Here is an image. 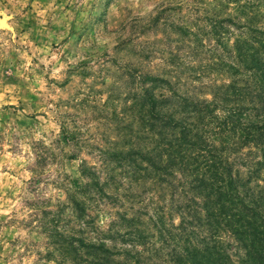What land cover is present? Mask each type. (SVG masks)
I'll return each mask as SVG.
<instances>
[{"label": "rangeland", "instance_id": "374dc122", "mask_svg": "<svg viewBox=\"0 0 264 264\" xmlns=\"http://www.w3.org/2000/svg\"><path fill=\"white\" fill-rule=\"evenodd\" d=\"M256 11L264 30V0H0V264H93L85 245L99 242L120 252L112 264H189L186 236L193 246L212 231L189 176L162 183L140 158L156 143L148 97H165L162 112L186 102L185 123L201 102L224 117L217 96L237 80L227 65L246 31L231 23ZM208 129L245 182L261 152L230 153L234 134ZM128 151L135 163L109 156ZM247 188L257 198L264 170ZM156 214L173 241L159 240ZM218 233L240 264L245 251Z\"/></svg>", "mask_w": 264, "mask_h": 264}, {"label": "trees", "instance_id": "16d2710c", "mask_svg": "<svg viewBox=\"0 0 264 264\" xmlns=\"http://www.w3.org/2000/svg\"><path fill=\"white\" fill-rule=\"evenodd\" d=\"M257 12L247 16L244 25L235 21L231 23L237 30L246 31L235 40L233 61L227 65L237 80L228 85L225 93L217 96L223 102L224 117L214 116L213 111L209 110L211 104L201 102L199 105L207 109L197 110L200 119L196 123H185L176 119L175 115L183 114L182 109L188 106L186 102L174 108V112H162L161 103L165 97L159 96L160 100L153 94L148 97L156 143L149 154H139L140 158L148 162L162 183L174 180L175 171L189 176L186 183L203 201V225L212 231L208 238L203 237L197 242L198 245L196 243L193 246L188 244L193 233L190 231L184 239V244L189 247H185L180 257L184 263L232 264L222 242L217 239L220 236L218 231H226L245 251V259L240 264H264V190L259 191L254 199L252 191L247 188V184L253 178H258L260 171L264 170V30L252 27ZM216 28L225 31L222 25H215ZM218 31L216 33L221 42L222 36ZM209 117L211 121L206 123ZM209 125L218 134H234L231 140H235V143L230 146V153L239 151L247 144H253L261 152V160L252 164L245 182L239 178V174L233 176L234 164L227 162L226 154L223 156L225 142L219 147L207 144ZM237 131L239 135H236ZM109 156L119 163L118 166L125 160L135 163L131 151L124 154L112 152ZM81 174L84 175V172ZM92 184L96 193L103 192L99 182L93 181ZM191 202L196 203L194 199ZM155 216L160 224V228L156 229L159 240L173 241L174 236L165 227L163 216ZM137 233L138 242L145 240V234ZM132 236L134 233L130 231L127 237ZM85 246L90 249L93 264H112L109 262L110 257L120 254L103 242L88 243Z\"/></svg>", "mask_w": 264, "mask_h": 264}, {"label": "bare ground", "instance_id": "6f19581e", "mask_svg": "<svg viewBox=\"0 0 264 264\" xmlns=\"http://www.w3.org/2000/svg\"><path fill=\"white\" fill-rule=\"evenodd\" d=\"M3 23H2V21L0 22V26L2 25Z\"/></svg>", "mask_w": 264, "mask_h": 264}]
</instances>
